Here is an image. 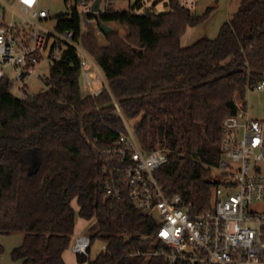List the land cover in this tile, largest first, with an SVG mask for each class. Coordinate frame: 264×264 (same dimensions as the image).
Masks as SVG:
<instances>
[{
    "label": "trees",
    "instance_id": "1",
    "mask_svg": "<svg viewBox=\"0 0 264 264\" xmlns=\"http://www.w3.org/2000/svg\"><path fill=\"white\" fill-rule=\"evenodd\" d=\"M169 11L103 16L127 28L83 34V44L108 87L86 93L74 48L50 65L47 88L25 98L0 80V234H23L12 258L22 264H66L77 217L91 221L87 264H172L148 255L157 220L139 209L126 189L107 193V180L123 161L110 154L127 122L145 151L164 148L169 161L156 172L170 194L194 213L211 208V166L222 155L223 121L237 112L236 97L264 80V0H241L216 38L182 46L190 26L209 18L170 0ZM59 27L79 31L76 15H59ZM119 107V109H118ZM209 165V167H206ZM107 170V172L105 171ZM76 202L78 209L73 205ZM106 245L95 257V240ZM0 243V255L4 253ZM174 264H184L177 262Z\"/></svg>",
    "mask_w": 264,
    "mask_h": 264
},
{
    "label": "built area",
    "instance_id": "2",
    "mask_svg": "<svg viewBox=\"0 0 264 264\" xmlns=\"http://www.w3.org/2000/svg\"><path fill=\"white\" fill-rule=\"evenodd\" d=\"M65 1L69 9L64 15H76L78 32L60 28L58 17L54 29L44 25L52 16L40 0H0V80L17 85L22 98L29 95L36 65L60 61L68 48L79 58L85 91L97 95L108 87L92 70L96 62L83 44V34L89 28L102 32L100 22L116 11L115 0ZM177 2L193 11L198 0ZM252 88L263 90L264 80ZM236 104L237 112L223 121L221 158L211 166V208L200 213L158 182L155 172L169 161L167 149L143 150L128 124V133L110 148L123 164L111 171L107 193L120 197L126 189L135 205L159 225L153 237L157 246L148 255L172 264H264V120L251 118L240 96ZM71 247L76 254H88L90 236L74 237Z\"/></svg>",
    "mask_w": 264,
    "mask_h": 264
},
{
    "label": "rangeland",
    "instance_id": "3",
    "mask_svg": "<svg viewBox=\"0 0 264 264\" xmlns=\"http://www.w3.org/2000/svg\"><path fill=\"white\" fill-rule=\"evenodd\" d=\"M241 0H198L193 12L196 15H202L208 7L216 6V9L211 13L208 19L197 26H190L186 29L184 35L181 38L182 46H188L195 43L201 38L214 39L218 36L222 24L228 20L231 15L239 8ZM41 7L48 9L52 18L44 25L54 29L59 15L68 12V5L65 0H40ZM114 8L118 12L132 11L138 14L146 11L164 12L172 9L170 0H115ZM11 13L8 12V17ZM108 25L112 27L114 31L119 32L122 36L127 34V28L119 22L110 21ZM97 37L101 45H106L108 40L103 32H97ZM50 73V63L41 61L35 67V71L29 77L28 92L30 95L39 93L47 88L46 76ZM95 81L102 84L101 80L95 79ZM84 77L81 76V83L83 88ZM10 91L19 96L20 92L17 85H13ZM88 93V91H85ZM246 102L249 116L253 119L264 120V89L256 90L254 88L249 89L243 99ZM128 126L134 130L135 121H128ZM215 173V171H214ZM213 173V174H214ZM82 225L91 226V222H83ZM88 226V227H89ZM78 227V224H77ZM4 235V234H3ZM13 235H23L22 233H14L6 235V237H13ZM10 239V238H9ZM8 239V240H9ZM8 244V245H7ZM11 243L6 241L3 257L5 256L6 263L15 264L18 261L12 258V246ZM103 242L100 239L94 241L91 248V257H95L102 249ZM8 263V264H9ZM20 264V263H19Z\"/></svg>",
    "mask_w": 264,
    "mask_h": 264
},
{
    "label": "crops",
    "instance_id": "4",
    "mask_svg": "<svg viewBox=\"0 0 264 264\" xmlns=\"http://www.w3.org/2000/svg\"><path fill=\"white\" fill-rule=\"evenodd\" d=\"M96 66L97 67H95V66L92 67V70L94 72L100 74L104 78L105 82L107 83V81H106V79L104 77V74H103L101 68L97 64H96ZM83 90H84V88H83ZM73 205H74V207L76 209H78V206H77V204H76L75 201H73ZM83 222H88V221H86L85 219H83L81 217H77L76 227H75V237H77L78 235H81V234L86 233L89 225H87V226L82 225ZM77 224H78V227H77ZM6 241H9L11 243L10 246H12L13 247L12 249H14L15 247H17V246H19V245L22 244V242H23V235H13V237H6V235L0 234V243L4 246V245H6ZM4 248H5V246H4ZM63 257L65 259L66 264H87V263H79L78 262V260H77V254L73 251L72 247L69 248V249H67L64 252ZM5 259H6V257L5 256L3 257V254H1L0 255V264H8L9 262L6 263ZM16 261H18V262L15 263V264H19V263L22 264V261L21 260H16ZM9 264H12V263H9Z\"/></svg>",
    "mask_w": 264,
    "mask_h": 264
},
{
    "label": "water",
    "instance_id": "5",
    "mask_svg": "<svg viewBox=\"0 0 264 264\" xmlns=\"http://www.w3.org/2000/svg\"><path fill=\"white\" fill-rule=\"evenodd\" d=\"M100 29L102 30V32L107 35L109 33H111L113 31L112 27L109 26L106 22L101 21L100 22Z\"/></svg>",
    "mask_w": 264,
    "mask_h": 264
}]
</instances>
